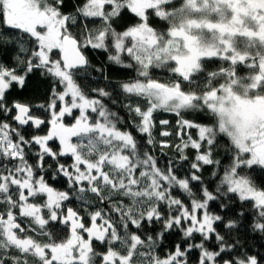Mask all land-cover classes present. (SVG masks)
Listing matches in <instances>:
<instances>
[{
    "label": "snow or ice",
    "instance_id": "snow-or-ice-1",
    "mask_svg": "<svg viewBox=\"0 0 264 264\" xmlns=\"http://www.w3.org/2000/svg\"><path fill=\"white\" fill-rule=\"evenodd\" d=\"M0 264H264V0H0Z\"/></svg>",
    "mask_w": 264,
    "mask_h": 264
},
{
    "label": "trees",
    "instance_id": "trees-1",
    "mask_svg": "<svg viewBox=\"0 0 264 264\" xmlns=\"http://www.w3.org/2000/svg\"><path fill=\"white\" fill-rule=\"evenodd\" d=\"M39 87L41 88V90L44 88V87H46L45 85H39ZM36 89H37V83H33V84H30L29 86H28V88L25 90V94L27 95V96H32V95H35L36 94ZM167 118H170V119H172V117H167ZM257 242H259V241H257Z\"/></svg>",
    "mask_w": 264,
    "mask_h": 264
}]
</instances>
